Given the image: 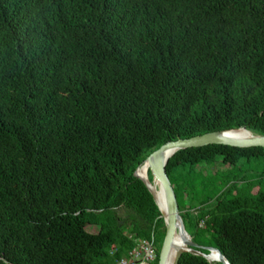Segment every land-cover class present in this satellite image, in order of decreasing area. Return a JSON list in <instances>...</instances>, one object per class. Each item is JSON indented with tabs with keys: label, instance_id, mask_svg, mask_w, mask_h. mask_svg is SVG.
Returning <instances> with one entry per match:
<instances>
[{
	"label": "trees",
	"instance_id": "trees-1",
	"mask_svg": "<svg viewBox=\"0 0 264 264\" xmlns=\"http://www.w3.org/2000/svg\"><path fill=\"white\" fill-rule=\"evenodd\" d=\"M241 128L264 136V0H0V264H115L152 234L158 264L163 217L134 172ZM257 166L261 147L168 160L195 250L264 264Z\"/></svg>",
	"mask_w": 264,
	"mask_h": 264
},
{
	"label": "water",
	"instance_id": "water-1",
	"mask_svg": "<svg viewBox=\"0 0 264 264\" xmlns=\"http://www.w3.org/2000/svg\"><path fill=\"white\" fill-rule=\"evenodd\" d=\"M240 130L248 132L251 135V137L247 140H232V139H227L226 137L223 136L224 134L238 132ZM208 145H225L236 148H250V147L264 148V136L254 135L243 128L236 130L222 131V132H213L199 136H194L188 139H179L176 141L167 142L166 144L162 145L157 150L149 154V156L145 159L144 162L147 163L149 170L152 174L153 180L156 179L160 184V188L162 189L165 200L164 215L162 214L158 206L155 195L153 194L149 184L137 175L138 168L134 172V176L139 180H141L149 190L161 213V216L163 217V221L165 225V235L158 255V264L165 263V260L169 256L170 250L174 243L175 234L177 232H180V234L183 236L184 248L177 251L173 264H178L179 258L184 252H191L195 255H200L208 260V255L212 251L217 253L219 263L229 264L225 260V258L220 254L219 250H217L216 248L202 247L203 249H206L209 252L208 255H205L195 250V248H201V247L197 246L191 241V237L188 235V233L184 228V224L180 216L178 204L176 201L175 193L166 173V164L168 160L176 152L180 150L199 148Z\"/></svg>",
	"mask_w": 264,
	"mask_h": 264
},
{
	"label": "bare ground",
	"instance_id": "bare-ground-1",
	"mask_svg": "<svg viewBox=\"0 0 264 264\" xmlns=\"http://www.w3.org/2000/svg\"><path fill=\"white\" fill-rule=\"evenodd\" d=\"M223 136L226 137L227 139H232V140H247L251 137V135L248 132H245L243 130H240L238 132L227 133V134H224ZM148 171H149V167L147 163H144L138 168L137 175L149 184L153 194L155 195L158 206L162 214L164 215L165 214V200H164L162 189L160 188V184L156 179H154L153 182L149 181ZM182 248H184L183 236L180 234V232H177L175 234L174 243L170 250L169 256L165 260L164 264H173L177 251ZM208 260L214 264L218 263L217 253L212 251L208 255Z\"/></svg>",
	"mask_w": 264,
	"mask_h": 264
},
{
	"label": "built area",
	"instance_id": "built-area-1",
	"mask_svg": "<svg viewBox=\"0 0 264 264\" xmlns=\"http://www.w3.org/2000/svg\"><path fill=\"white\" fill-rule=\"evenodd\" d=\"M156 259L153 234L148 239H137L128 257L116 260L115 264H153Z\"/></svg>",
	"mask_w": 264,
	"mask_h": 264
},
{
	"label": "rangeland",
	"instance_id": "rangeland-1",
	"mask_svg": "<svg viewBox=\"0 0 264 264\" xmlns=\"http://www.w3.org/2000/svg\"><path fill=\"white\" fill-rule=\"evenodd\" d=\"M251 171H252V174L255 176L256 173H259L261 171L264 172V169H262L259 166H257V167H253L251 169ZM253 183H254V185H253V189L254 190L252 191V194H255L259 189H261L262 187H264V179L262 181H260V182L253 181ZM88 230L91 231V232H94V231H96V228H88Z\"/></svg>",
	"mask_w": 264,
	"mask_h": 264
}]
</instances>
